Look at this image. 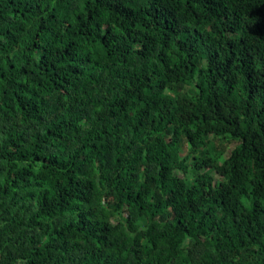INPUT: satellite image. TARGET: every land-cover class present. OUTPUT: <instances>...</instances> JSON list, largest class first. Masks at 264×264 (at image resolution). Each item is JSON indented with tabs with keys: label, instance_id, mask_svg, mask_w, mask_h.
<instances>
[{
	"label": "trees",
	"instance_id": "1",
	"mask_svg": "<svg viewBox=\"0 0 264 264\" xmlns=\"http://www.w3.org/2000/svg\"><path fill=\"white\" fill-rule=\"evenodd\" d=\"M0 264H264V0H0Z\"/></svg>",
	"mask_w": 264,
	"mask_h": 264
}]
</instances>
